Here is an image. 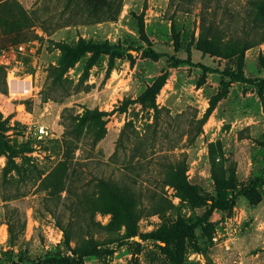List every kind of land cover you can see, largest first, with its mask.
<instances>
[{
    "label": "rangeland",
    "instance_id": "rangeland-1",
    "mask_svg": "<svg viewBox=\"0 0 264 264\" xmlns=\"http://www.w3.org/2000/svg\"><path fill=\"white\" fill-rule=\"evenodd\" d=\"M102 1L0 0V66L6 69L7 85V94L0 92V125L9 120L5 129L0 126V133L19 151L24 150V135L32 125L43 124L52 133L50 138L33 140L29 151L19 153L16 163L22 180L14 172L5 187L0 182V264H36L65 255L62 232L47 212L39 186L64 161L66 125L71 127L73 119L88 111L101 113L99 126L105 132L92 149L98 126L83 129L70 167L76 170L74 187L91 196L96 193V178L131 179L143 193L147 209L139 224L142 233L179 219L194 226L197 250L183 243L177 251L182 264H264V93L260 98L256 88L232 84L199 133L210 99L227 81L219 73L204 75L199 65L218 71L237 66L236 58L204 56L197 50L207 0H116L110 14L115 20H107L99 9ZM249 1L209 0L205 10L223 29V42L254 28L264 29V12ZM141 24L150 44L141 38ZM173 26L180 35L178 51ZM80 39L108 42L124 56L115 60L110 75L108 56H101L88 73L84 63L77 62L64 74L60 87L50 89L49 69L57 67L62 57L59 46L74 45ZM259 39L260 35L251 41ZM19 45H24L25 54L16 53ZM151 50L163 57H147ZM165 55L190 57L192 64L168 68ZM165 71L169 76L156 97L157 119L153 110L136 101ZM244 74L248 79H264V41L246 51ZM126 99L135 103L120 113ZM125 126L124 145L114 157ZM183 155L187 180L207 205L185 201L176 189L160 184L162 167L177 164ZM213 158L236 190L246 193L222 213L209 212L211 199L218 197ZM6 162L0 154V178ZM153 194L163 195L174 208L155 214L149 210ZM6 206L26 215L25 233L15 247L7 243ZM96 219L107 224L110 216L98 214ZM135 241L141 243L138 264H171L163 244ZM85 264H135L133 249L125 245L111 257L87 259Z\"/></svg>",
    "mask_w": 264,
    "mask_h": 264
},
{
    "label": "trees",
    "instance_id": "trees-1",
    "mask_svg": "<svg viewBox=\"0 0 264 264\" xmlns=\"http://www.w3.org/2000/svg\"><path fill=\"white\" fill-rule=\"evenodd\" d=\"M249 2L258 10L264 12V0H252ZM208 3L209 0L205 1L202 6L201 30L197 50L204 56L236 58L237 66L236 70L227 68L218 71L211 67L199 65L204 75L207 73H219L227 79V81L222 83L220 91L210 99L209 107L199 122V133L202 130V126L217 108L219 102L228 95L232 84L239 83L252 86L258 90L260 98L263 97L264 93V79H248L244 74L245 53L254 46H257L259 42L264 41V29L262 28V31H259L260 28H254V31L243 32V35H237L235 38H230L228 42H223L222 37L225 36L223 29L216 24L215 16L207 14L205 10ZM115 4L116 0L102 1L99 9L103 10L107 20H115V17L110 16ZM172 32L174 47L178 51L181 42L180 35L175 31L174 26ZM140 35L146 44H150L145 35L143 24L140 26ZM259 35V41H251L252 38H257ZM59 47L62 57L59 60L58 66L49 69L52 78L51 86H49L50 89L52 87L55 89L56 87H60L59 85L62 83L64 74L74 67L77 62L84 63L85 73H88L98 63L101 56H108L110 61L108 63L107 74L110 75L115 69V60L124 56L119 47H115L108 42L102 43L80 39L74 45L65 44ZM146 55L153 60L163 57V55L152 50L146 52ZM165 56L168 68H179L192 64L190 57L188 59H180L175 56ZM168 76V72H162L136 101V103H139L144 108L153 110L157 119L160 109L156 105V97L166 84ZM0 92L7 94L6 69L1 66ZM48 99L49 97L46 96L45 100L47 101ZM134 103L135 101H131L130 99L124 100L120 113L126 112L129 106ZM100 116L101 113L98 111H88L82 117L73 119L74 122L71 127L66 125L67 128L63 142L64 161L39 186V191L44 192L43 202L47 207V212L53 216L57 227L62 232L63 238L60 245L64 249L65 255L63 257L48 258L36 264H85L87 259L98 258L100 256L111 257L115 249L125 245L132 247L133 261L135 264H138V257L141 254V243L136 242V238L141 242L154 241L163 244V253L171 264H182L179 261L177 251L183 243L188 242L197 250L194 226L183 219H179L171 225L164 223L152 232L142 233L139 224L146 216L147 209L144 208L143 193L133 187L134 185L129 182L132 181L131 179L127 177H123L122 179L96 178L94 180L95 185L93 186L96 193L91 196H86L87 191L74 187L73 177L76 170H70V167L73 163L75 151L80 148L82 131L95 124L98 126V130L93 132L94 135L90 142V148L94 149L103 139L105 132L104 127L102 125L99 126ZM8 122L9 120L7 119L1 123V128L5 129ZM127 128L128 126L123 127L120 133L117 149L113 154L114 157L118 155V148L120 146L122 148L124 145ZM33 142L31 139L27 140L24 146L28 148L24 147V150L19 151L6 141L3 133H0V154L4 155L7 160L0 178L3 187L7 185L10 175L14 172L22 180V170L16 163V158L19 153L29 151L30 144ZM212 165L218 197L211 199L212 204L209 205V212L212 213L214 210H217L222 213L233 208L236 205V200L242 195L246 196V193L236 190V185L231 183V180L226 176L227 173L215 163V158H213ZM187 168L186 155H183V159L177 162V164H169L162 167L160 172L161 186H171L176 189L185 201L207 205L208 201L203 199L198 194L196 187L188 182L186 176ZM254 185L255 183L249 186L253 187ZM252 187L247 188L251 190ZM229 190H232L231 192L234 194L230 196ZM8 199L9 197H6V200ZM50 205H52L51 208ZM172 208L174 207L170 203L164 201L163 195L153 194L151 196L149 210L153 209L155 214L162 215ZM98 214L101 216L109 215L110 219L108 223L102 224L98 221L96 219ZM5 225L7 226L8 233L7 243L10 247H15L25 233L27 225L26 215L17 209L6 206Z\"/></svg>",
    "mask_w": 264,
    "mask_h": 264
},
{
    "label": "built area",
    "instance_id": "built-area-1",
    "mask_svg": "<svg viewBox=\"0 0 264 264\" xmlns=\"http://www.w3.org/2000/svg\"><path fill=\"white\" fill-rule=\"evenodd\" d=\"M15 51L18 54H25L26 49H25L24 45H19ZM32 126L33 127H30L29 131L24 135L25 141H27L29 139L37 140V139H43V138H50L52 136V133L51 134L49 133V131L45 125H43V124L35 125L34 124Z\"/></svg>",
    "mask_w": 264,
    "mask_h": 264
}]
</instances>
